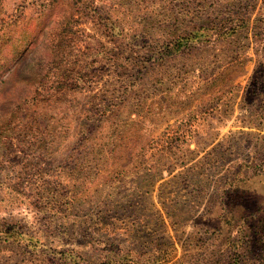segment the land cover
Wrapping results in <instances>:
<instances>
[{"label":"rangeland","instance_id":"374dc122","mask_svg":"<svg viewBox=\"0 0 264 264\" xmlns=\"http://www.w3.org/2000/svg\"><path fill=\"white\" fill-rule=\"evenodd\" d=\"M79 1L37 24L42 0H0L37 47L72 35L37 77L7 32L0 264H264V0H203L228 5L181 46L156 0Z\"/></svg>","mask_w":264,"mask_h":264},{"label":"trees","instance_id":"16d2710c","mask_svg":"<svg viewBox=\"0 0 264 264\" xmlns=\"http://www.w3.org/2000/svg\"><path fill=\"white\" fill-rule=\"evenodd\" d=\"M203 0H156L154 3L153 1L150 2L152 6L157 7L160 6L162 10L165 11V14L171 18H176L175 22L180 23L183 27V30L181 31V34L179 35V44L186 45L190 44L191 36L190 33L193 32L196 28L197 29H205L208 26L205 24H198V23H192V18L197 13V9H205L204 11L209 13H216V14H222V12L219 10V7H226L228 3L213 5L212 7L209 6L208 3L204 2ZM42 7L39 9V20L37 24H41L42 17H44L48 12L51 11V9L54 6H62V9H64V13H62L61 21H68V19L73 18L74 14H87L85 6L87 4L85 2H80L79 0H42L41 3ZM94 11L96 16L93 15L91 19L95 20V23L97 25L105 27L108 30H115V25L113 26V23L110 21V15L107 13V11H99V8H103L102 6L95 5ZM220 8V9H221ZM232 8V7H231ZM217 11V12H216ZM70 17V18H68ZM179 19L185 21V23H182L183 21L179 22ZM24 17L22 16V13H19L16 16L10 17L8 19H4V21L0 24V58H6L8 54L11 56V51L14 50V42H12L11 36L8 35L9 28H19L20 34H23V38L26 39L25 45L22 49L16 51L17 54V61L20 59L28 58L27 64L29 67V70L33 73L35 76L44 77L45 73L47 72V64L49 62H60L62 60H65L63 57L64 54L60 53V49L64 45H68L69 41H71V32L69 31L66 35H63L60 33V37L55 38L53 41H49L48 39H44L39 47L35 45V41L37 36L39 37L37 31H35L34 28H31L30 26L24 27L23 24ZM62 24V23H61ZM67 24V23H66ZM65 24V25H66ZM67 27L71 30L73 29L74 25H67ZM190 27V29H188ZM194 27V28H193ZM40 34H44L46 36V32L40 29ZM25 35V37H24ZM43 36V38H44ZM9 46V47H8ZM51 56V57H48ZM51 59V60H49ZM7 60V59H5ZM5 64V62L3 63ZM10 66V65H9ZM11 65L8 67L7 72L12 70ZM260 66L262 69V73H264V58L262 63H260ZM226 195L228 196V192L225 190ZM264 246V243H263ZM261 248V247H260ZM237 259V260H236ZM237 264H246V262L238 261L240 260L238 257H236ZM230 261V260H229ZM233 263V264H235ZM125 264V263H122Z\"/></svg>","mask_w":264,"mask_h":264}]
</instances>
